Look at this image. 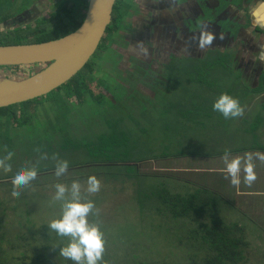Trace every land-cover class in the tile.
Returning <instances> with one entry per match:
<instances>
[{
  "label": "trees",
  "instance_id": "obj_1",
  "mask_svg": "<svg viewBox=\"0 0 264 264\" xmlns=\"http://www.w3.org/2000/svg\"><path fill=\"white\" fill-rule=\"evenodd\" d=\"M87 2L88 0H64L49 18L37 19L33 26L26 24L24 27H16L0 35V44L40 42L62 36L80 25L85 15ZM118 14V7L114 4L111 21L106 27L105 35L98 45L97 52L103 50L105 42L117 29ZM6 17V15L0 16V21ZM6 67L14 69L19 68V65H3L0 66V69ZM39 68L40 65L35 71ZM96 69V62L89 58L76 74L48 92L47 97L41 98L39 96L0 107V125L11 126V129L16 131V127L23 126L31 120L32 116L38 115L40 103L44 100L53 99L55 114L53 119L47 118L46 120L51 123L61 120L58 130L61 131L63 139L62 142L57 143L52 140L50 135H47L46 138L51 141L45 147H41L42 150L50 149V152H56L71 147L81 150L82 153L84 152V158L79 157L76 162L68 165L69 168L76 166L81 170L80 167L86 166L92 169L96 176H104L105 182L113 184L118 182L120 186L127 187L129 184L132 189V196L129 197L133 201L131 207L136 208L134 219L141 225L143 231L146 229L149 230L148 232L162 233V230L169 232L170 239L173 241L170 243L171 246L180 248L184 252L182 261H163L156 264H246L247 253L251 249L250 247L254 246L257 238L264 248V236L260 235V238L257 236L255 230H260V228L255 220L247 218L235 204L234 189L228 182V178L224 177L225 173L218 172L214 174L216 177H210L213 172L202 168L207 165L199 162V160L204 156H209L207 151H196L192 147L191 150L183 149L169 154L163 152L165 150L155 147L150 149V142L146 139L149 132L147 127L150 128L151 121H153L154 127L160 129L159 124L165 123L164 119L168 117L167 114L170 111L168 104L158 110L155 109L156 117L147 120V127L135 128L123 125L122 121L126 112L116 111L119 105L116 107L111 104L105 99L102 92L96 91L91 86V84H103V79L99 76L96 77L93 73ZM179 69V71H174L173 76L184 79L186 97L201 99L197 104H191L192 102L190 104L201 106L204 109L205 106L202 105L206 104L204 102L209 99L207 98L208 95H202L203 92L200 91V87L205 86V84H229L225 64L217 55L216 57L205 58L199 65L195 66L184 63L179 65ZM191 84H196L194 91L189 87ZM62 95L67 98V101ZM74 98L76 103L80 105V111L76 116L77 118L82 116L81 120H84L83 117L88 119L84 122L89 131L71 138L67 130L70 124L67 115L76 108L70 106L73 103H68V99ZM87 98L90 99V104H85ZM83 104L91 108L89 117L86 115V107H82ZM191 113L187 111L183 115L191 120L200 119L204 123L203 117L190 115ZM203 113L205 115L207 112L204 110ZM175 114L180 116L175 112H170V115L174 116ZM126 115L129 119L133 118L136 119V122L138 121L137 118L131 117V112H127ZM139 116L145 118L146 112L143 109L139 110ZM3 117L8 120L7 124L1 121ZM175 119L171 123H174ZM169 125L171 126V124ZM198 128L200 129V126ZM198 135L200 137L202 133ZM199 140L194 145L200 144ZM13 147L17 146L13 145ZM37 148L40 147H33L34 150L31 153H35ZM0 153L1 155L5 154L3 151ZM36 153L38 156L40 155V153ZM163 157L167 158L162 159ZM153 161L155 164L160 163L162 167L176 162L178 175L172 172L162 173L159 170L150 171L142 168L143 165ZM178 162L184 163L179 164ZM54 167L35 170V173L54 171ZM198 181L200 182L198 183ZM129 218L132 220V217ZM101 221V226L106 227L105 223H107L108 217L104 216ZM3 224L0 223V228ZM121 227L126 232L131 231L135 236L140 234L131 221L126 222ZM45 229L34 228L30 232V237H35L37 234L46 236ZM117 236L121 238L120 234ZM46 237L49 238V236ZM2 241H4V236L0 233V264H11L1 255ZM251 242L253 246H250ZM43 248H47V246L43 245ZM60 248H54L52 254L47 252V249L32 252L29 256L21 252L23 259L27 257V262L22 263L23 259H20V262L16 264L76 263L68 258L62 259ZM126 253L131 260L127 263L145 264L142 259L137 258L135 260L137 254ZM102 256L107 259L104 261L107 263L110 258L106 255ZM258 264L264 263L258 261Z\"/></svg>",
  "mask_w": 264,
  "mask_h": 264
},
{
  "label": "rangeland",
  "instance_id": "obj_2",
  "mask_svg": "<svg viewBox=\"0 0 264 264\" xmlns=\"http://www.w3.org/2000/svg\"><path fill=\"white\" fill-rule=\"evenodd\" d=\"M3 5H8L10 7V10H12V13H14L18 12L20 10V7L25 5V1H22L19 4L15 3L14 5V3L10 1L0 0V7ZM48 7L49 8L47 10L39 12L43 15L41 18H47V12L50 9V6ZM2 12L5 13V11L0 9V15ZM7 12H9V10ZM36 21L29 20L28 24L33 26ZM18 24L20 26H23L25 23L22 21ZM5 30L7 31L6 28L1 29L0 32H4ZM127 30L128 29L121 32L123 33L122 35L117 34L114 36V39L116 41H114L113 44L123 43V46H126L127 49L124 58L125 60L123 62L124 64L122 66V68L125 66L126 76H123L125 77L123 78L119 76L120 74L118 72H116L114 73V78L112 72H110L114 84H120V86H122L123 88V91L118 92V97H121L123 99V102H119V100L113 98L112 94H110V97L112 96L111 104L115 105L116 107L119 105L116 111H124V113L131 112V117L137 118L138 120L136 122V119H129L128 115H126L125 113L124 120L122 121L123 125L135 128L147 127V120H152L156 117L155 109L158 110L166 105L163 104V102H166V98L171 97L173 93L176 92V88L171 92L170 90L165 91L167 94L171 95H157L153 97L152 100L142 103L140 94L148 96L152 93L153 96L155 94V90L159 89L152 88L149 85L147 90L140 91L139 89L134 88L133 84L130 83V65L127 63L126 59L128 57V54L130 53L129 47L131 46V42L129 34L131 33V31ZM113 49L115 50L114 47H112V49L110 50L112 54H114ZM199 50L200 52L198 54L202 53L203 49L199 48ZM100 53L101 52H97V55H91L90 59L94 61L98 60L97 56ZM180 54L182 55V53ZM155 56V61H159L161 59L158 55ZM112 61L113 59L108 55L107 61L100 63L98 68L95 70V76H100L103 80H106L103 75L108 78V72L110 71L109 65L112 64ZM96 62L98 63V61ZM38 67L39 65L19 66V68H14L15 70L13 68H10V72L5 71V73H7L11 77L18 78L34 72ZM1 70L4 71L5 69ZM240 79L242 81L244 80L243 78ZM160 81L163 82L164 79L160 78ZM244 82L246 81L244 80L241 84H245ZM241 84H205V86L200 87V91L203 92L202 95H208L207 98L209 99L208 102H204L206 104L202 105L205 106V109L201 108V106L199 107L197 105H191L197 104V102L201 101V99L186 97V91L184 87V92L182 93V95H176L174 96L175 99L173 101L167 102L170 111L167 114L168 117L164 119V125L161 123L159 124L160 129H156L154 127L155 123L151 121L150 130L146 136V139L150 142V149L152 147H155L160 150H165L163 152H167L169 154L176 153L179 150L183 149L191 150L192 147L196 151H209V134L212 132L214 133V131L212 130L214 128V124H216L221 130L225 132V138L227 137L228 139L230 136L237 138L236 135H238L240 131L232 132V129L236 130V128L238 127L232 128L230 124H228L223 118H221L220 114L211 108V102L219 93L227 92L228 94L236 98H240L242 100L240 103L242 107V102L243 104H247V101H243V91L245 88ZM195 85L196 84H191L189 86L190 89L194 91ZM91 86L96 91L102 92L101 90L103 89V86L101 84H91ZM178 90L179 89L177 88V92H179ZM46 95L48 96L49 94L42 95L41 98L47 97ZM178 96L179 98H182L184 96V99H179ZM62 97L67 101V98L64 95H62ZM161 97H164L166 100L163 101L164 99L162 100ZM89 101L90 99L87 98L85 104H90ZM190 102L192 103L190 104ZM68 103H73L70 106L76 108L72 109L67 115L68 120L70 121L67 130L69 132V136L72 138L77 134L86 133L89 131L84 122V120L88 119H86V117H83L84 120H81L82 116L77 118L76 114L80 111V105L76 103L75 98L72 100L68 99ZM91 104H93V102H91ZM38 106V115L32 116L31 120L23 126L16 127V131H13L11 129V126L7 127L5 125H0V151H3L5 154L7 151L12 152V157L5 161V163L9 165L8 171H5L2 167H0V178L3 177L0 180V223H4L0 228V231H4L0 232L4 236V241H2L1 243L2 257H4L7 262L16 264L17 262H20V259H23L21 252H24L26 256H29L32 254V252H38L42 249H47L46 251L52 254L54 248L64 246L69 237L58 235L55 230L48 227L49 221L52 218L57 217L61 212V204L63 203V200L53 199V195L55 192L54 185L55 183L60 182L67 186L70 185L72 181H77L81 185L80 199H90L94 202V207L89 211L86 219L89 223L95 224L101 232L102 238L104 240V251L102 255H106L108 258H110L106 263L104 261H107V259L102 256V261L98 262V264H102L101 262H103L104 264H132L127 263V261L131 262V260H129V256H127L126 252L137 254L135 260L137 258L142 259L144 260L145 264H156L157 262L163 261H182L184 258V252L180 248H174L171 246L170 243H173V241L170 239L171 236L169 232H166L164 230H162V233L156 231L148 232L149 230L146 229L145 231H143L141 225L138 224L136 219H134L136 208L131 207L133 201L129 199V197L132 196V189L130 188L129 184V187H127L120 186L118 182L114 184L107 181L105 182V178H103L104 176H96L95 174H93L92 169L86 166L80 167L81 170L76 168V166L74 168H69V166L67 167L68 169L66 168L65 172L59 177L54 175V171H42L36 173L35 178L30 180L25 185L12 184V180L9 178H11L10 176H12V173L18 167L34 168L35 170H40L43 168L55 166V164L59 160H67L68 165H70L71 163L76 162L79 157L81 159L84 158V152L82 153L81 150L79 151L73 147L56 152H50V149H43L44 151L42 150V148L51 141L46 138L47 135H50V137L53 138L52 140H55L57 143L62 142L63 136L61 131L58 130V125L61 124V120L59 122L54 121L53 123H51L49 120H46L47 118L53 119V116L55 114L53 99L44 100ZM82 107H86V115H88L89 117V111L91 110V108L84 106V104L82 105ZM109 107L106 109L107 112ZM142 109L146 112L145 118L139 116V110ZM184 109L185 111L183 112ZM208 109L210 110V112ZM204 110L205 112H207L205 113V115L203 113ZM187 111L192 112L190 115L205 117L208 124H204L202 121H200V119L196 121V119L191 120L185 117L183 114ZM170 112H175L180 116H177L176 114V116L170 115ZM161 117H163V114H161ZM174 118H176L175 122L177 121V123L174 122L175 124L171 123ZM1 121L6 124L8 123V120H6L5 117L1 118ZM210 123H212V128H210ZM254 123L255 122L245 123V125L247 124V127L245 126L243 127V129H241L245 137L248 136L247 138H250L252 136L253 128L250 125ZM169 124H171V126ZM199 126L200 129L198 128ZM204 130L208 131V133ZM200 133H202V135H200L199 137L198 134ZM240 137H243L242 134H240ZM255 139L257 138L255 137ZM198 140L200 144L194 145ZM258 140L261 144H264V140ZM206 141L208 142V144H206ZM218 141L220 143H224V140H222L221 137L218 138ZM13 145L17 147H13ZM32 146L34 148L40 147L37 148L36 151L40 153L39 156L36 152L31 153L32 150H34ZM1 153L0 160H3L5 154L1 155ZM165 158L167 157H163L162 159ZM178 163L183 164L184 162ZM142 168L144 170L150 171L159 170V172L162 173L172 172L177 175L179 173L176 162L162 167L160 163L155 164V162L153 161L143 165ZM89 175H94L100 182L99 190L95 193H89L86 190V180ZM199 182L200 181H198V183ZM174 184L176 185V183ZM14 189L15 191H13ZM67 198H70V192L66 191L64 199ZM104 216L108 217V221L107 223H105V225H107L106 227L101 226V219H103ZM129 217H132V220ZM128 221H131L132 225L135 226V229L138 230L140 234L135 236L131 233V231H124V228H122L121 225L125 224ZM34 228H40L41 230L44 228L45 231H43L45 232L46 236H49V238L41 234H37L35 235V237H30V232ZM257 231L255 230L258 237L260 235L264 236V226L260 227V230L258 229ZM143 232H146L147 234H144ZM117 234H120L121 238H119ZM258 241L259 240L257 238L254 246L252 242L250 243V246L252 245L253 247H250L251 249L247 253L248 256L246 259V264H258V261L260 263H264V248L262 246L263 244L260 245ZM43 245H46L47 248H43ZM26 258H24L21 262L26 263ZM61 258L66 259V257L63 256H61Z\"/></svg>",
  "mask_w": 264,
  "mask_h": 264
},
{
  "label": "flooded vegetation",
  "instance_id": "obj_3",
  "mask_svg": "<svg viewBox=\"0 0 264 264\" xmlns=\"http://www.w3.org/2000/svg\"><path fill=\"white\" fill-rule=\"evenodd\" d=\"M7 1L14 5L25 1V5L14 13L8 5L0 7L5 11L0 16H7L0 21V31L4 28L7 31L0 32V35L20 27L19 22L23 21L25 24L22 27H24L29 20L36 21L41 18L43 15L39 12L47 10L48 6L50 9L47 18H49L64 0ZM259 2L260 0H115L114 4L119 11L117 29L105 42L103 50L98 51L102 54H98V60H95L98 61L96 62L98 68L100 63L107 61L108 55L113 59L112 64L109 65V76L107 78L103 75L106 80L101 84L105 99L111 103L113 96L119 102H123V99L118 97V92L123 91V88L120 84H114L112 75L118 72L119 76H126L125 66L123 68L122 66L127 49L123 43H113L116 41L115 35H122L121 32L128 29L127 31H131L129 34L131 43L128 42L131 46L126 60L130 65V83L140 91L147 90L149 85L159 89L155 90L153 96L152 93L148 96L139 93L142 103L152 100L157 95H171L165 91L171 92L176 88V92L166 98L167 100L161 97L163 101L166 100L163 104L173 101L174 96L182 95L185 87L184 79L173 76L175 70H180L179 65L184 63L199 65L203 59L217 55L225 64L229 84H241L246 81L245 84H241L245 88L243 101H247V104L242 102L245 118L251 120L257 117L260 119L259 124H263L264 127V61L256 59L257 51L261 44H264V28L254 24L250 14L252 9L259 6ZM201 26L213 33V39L210 46H206L202 53L198 54L200 50L193 35H198ZM112 47L115 48L114 54L110 52ZM97 48L94 55H97ZM155 55L161 59L155 61ZM35 65L40 64L27 66ZM10 68L3 69L10 72ZM160 78L165 82H161ZM179 99L183 100L184 96ZM206 130L204 131L208 133Z\"/></svg>",
  "mask_w": 264,
  "mask_h": 264
},
{
  "label": "clouds",
  "instance_id": "obj_4",
  "mask_svg": "<svg viewBox=\"0 0 264 264\" xmlns=\"http://www.w3.org/2000/svg\"><path fill=\"white\" fill-rule=\"evenodd\" d=\"M253 23L264 28V0H260L259 6L250 12ZM197 46L201 49L210 46L213 39V33L201 26L198 35L194 34ZM256 59L264 61V44H261L257 51ZM211 108L222 115L225 119L235 118L242 114V107L239 100L227 92L219 93L211 103ZM256 158L264 161V153L257 152ZM12 157V152L7 151L3 160H0V167L8 171L9 165L5 163ZM224 171L227 174L229 182L232 185L241 183V157L239 155L229 156L227 150L222 156ZM248 161L252 156L246 157ZM68 167L67 160H59L54 167V175L61 176ZM243 182L251 184L255 180L253 166L249 162L243 168ZM35 169L18 167L12 173V184L25 185L35 178ZM87 192L95 193L99 190L100 182L94 175H89L86 180ZM55 192L53 199L63 200L61 212L57 217L52 218L48 227L55 230L58 235L69 237L63 247L60 248V255L66 257L76 264H98L102 261L104 251V240L102 234L95 224L87 221V214L94 207V202L90 199H80L81 185L77 181H72L70 185L57 182L54 185ZM15 191V189L13 190ZM70 192V198L64 199L65 193Z\"/></svg>",
  "mask_w": 264,
  "mask_h": 264
},
{
  "label": "water",
  "instance_id": "obj_5",
  "mask_svg": "<svg viewBox=\"0 0 264 264\" xmlns=\"http://www.w3.org/2000/svg\"><path fill=\"white\" fill-rule=\"evenodd\" d=\"M115 0H88L74 30L40 42L0 44V66L40 64L22 77L0 69V107L47 94L76 74L95 52L111 21Z\"/></svg>",
  "mask_w": 264,
  "mask_h": 264
},
{
  "label": "crops",
  "instance_id": "obj_6",
  "mask_svg": "<svg viewBox=\"0 0 264 264\" xmlns=\"http://www.w3.org/2000/svg\"><path fill=\"white\" fill-rule=\"evenodd\" d=\"M239 103H241V99L237 98ZM207 100L206 102H208ZM212 103V102H211ZM231 127H238L236 130L232 129L233 131H240L237 138L230 136L228 139L225 138V132L221 130L216 124H214V128L212 129L214 133H210L209 143V156H204L201 158L199 162L206 164L207 166H203V169H208L210 172L212 171L213 177L214 174L225 173V178L227 177L226 172L224 171V163H223V153L225 150L228 151L229 156H236L239 155L241 157V172L239 173L241 177V183L239 185H232L234 189V199L235 204L243 212L247 218H252L255 220L257 226L260 228L264 226V161H260L256 158V153H264V144H261L258 139L264 140V127L263 124H259V118H252L251 120L245 118V115L242 114L235 118H228L225 119L220 115ZM203 121L208 124L205 117H203ZM248 122H255L250 126L253 128V134L250 138L248 136H244V133L241 129L243 127H247ZM212 128V123H210ZM242 134L243 137H240ZM221 137L224 140V143H220L218 138ZM255 137L257 139H255ZM255 139V140H254ZM254 140V141H251ZM251 141V142H250ZM226 142V143H225ZM208 144V142H206ZM251 155L252 160L248 161L246 159L247 156ZM251 163L253 166V171L255 173V180L251 182V184H245L243 182V168L247 163ZM216 177V176H214ZM228 178V177H227ZM229 180V179H228ZM229 182V181H228Z\"/></svg>",
  "mask_w": 264,
  "mask_h": 264
}]
</instances>
